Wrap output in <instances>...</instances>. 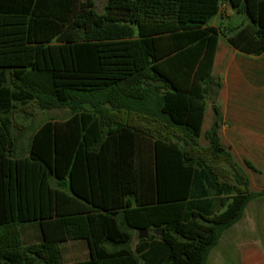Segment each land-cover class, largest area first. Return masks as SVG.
I'll return each mask as SVG.
<instances>
[{
	"label": "trees",
	"instance_id": "16d2710c",
	"mask_svg": "<svg viewBox=\"0 0 264 264\" xmlns=\"http://www.w3.org/2000/svg\"><path fill=\"white\" fill-rule=\"evenodd\" d=\"M224 3L248 21L210 25ZM221 34L262 54L264 0H107L103 12L95 0H0V264H65L70 239L90 246L76 264H207L248 203L264 198L220 139L212 71ZM31 104L71 115L43 123L20 156L13 115ZM111 111L155 118L176 139L149 125L105 130ZM90 154L98 167L109 157L103 204L91 175L90 196L76 186ZM33 221L43 241L24 244L19 225Z\"/></svg>",
	"mask_w": 264,
	"mask_h": 264
},
{
	"label": "crops",
	"instance_id": "0c3cea01",
	"mask_svg": "<svg viewBox=\"0 0 264 264\" xmlns=\"http://www.w3.org/2000/svg\"><path fill=\"white\" fill-rule=\"evenodd\" d=\"M236 13L244 16L241 24L248 21L246 15L238 12L229 3H224L219 13L211 20L212 23H210V21L209 24L215 26L219 30L225 31H228L231 27H238L241 24L232 26L230 22H228L234 18L233 16ZM212 75L217 80H220L222 84L216 96V102L222 115L219 129L221 142L231 151L234 160L241 164L248 174L250 178V188L255 191L262 190L264 189V184L261 187L255 186L256 183L250 176L247 167L255 172L264 173V52L259 55L244 53L234 48L228 42L227 37L221 34L214 58ZM212 103L213 102L209 99L205 110L202 127L203 133H205L213 123L214 110ZM107 107L111 108L110 105H107ZM58 110H67V117L48 118L34 128L32 134L34 135L35 131L46 121H66L69 119L71 115L69 109L61 108ZM119 124L129 125L134 128L149 125L151 129L155 131L156 137L168 136L176 139L177 136L172 130L169 131L163 128L155 118H146L135 112L123 111L117 113L111 111L105 120V130ZM32 137L25 153L21 154L17 149L18 155H28ZM202 138L206 140L205 137ZM241 145L246 146V152L240 148ZM89 156L91 158L89 166L83 161V165L81 164L77 167L76 186L90 196L91 185L88 174L91 175V183L95 191L96 201L97 203L103 204L104 201L99 188L101 186L102 189L107 188L110 184V175L112 172L109 157H102L104 159L101 160V166L98 167L97 161L95 157H93L95 155L90 154ZM248 163L252 164L255 168L251 167ZM114 169V172H119V175H122L123 173L121 172H124L121 166L114 167ZM99 175L101 176L99 177ZM121 180L124 182L123 177H121ZM121 180L119 178L118 181ZM53 183L56 185L57 179H53ZM124 198L127 199V196ZM106 199L108 204V195ZM130 199L133 200V202L135 201L133 197H130ZM249 207L252 208L253 222L255 224L254 230L258 229L256 224L260 222L261 231L264 236V198L249 202L244 217H246ZM21 235L24 244L40 243L43 241V233L39 222L26 227L25 233L23 234L21 231ZM136 236L137 234L135 238ZM61 248L65 264H76L77 262L85 261L90 258V246L85 239H70L64 241L61 243Z\"/></svg>",
	"mask_w": 264,
	"mask_h": 264
},
{
	"label": "rangeland",
	"instance_id": "374dc122",
	"mask_svg": "<svg viewBox=\"0 0 264 264\" xmlns=\"http://www.w3.org/2000/svg\"><path fill=\"white\" fill-rule=\"evenodd\" d=\"M106 1L95 0L99 12L104 11ZM233 17L231 21H228L232 26L241 24L244 18L238 13L234 14ZM67 115V110H43L35 104L19 108L13 115V132L18 139L17 149L21 154L25 153L33 135V129L40 123L48 118H63ZM206 144L207 140L202 138L201 145ZM240 148L246 152L245 145H241ZM247 169L256 183L255 186L261 187L264 184V173L255 172L248 167ZM33 223L38 222L21 223L19 228L24 234L26 227L33 225ZM256 225L258 229L254 230L252 208L249 207L246 217L224 232L220 243L212 249L207 264H264V236L260 227L261 223L258 222ZM137 240L138 237L136 236L134 243Z\"/></svg>",
	"mask_w": 264,
	"mask_h": 264
},
{
	"label": "water",
	"instance_id": "95a60500",
	"mask_svg": "<svg viewBox=\"0 0 264 264\" xmlns=\"http://www.w3.org/2000/svg\"><path fill=\"white\" fill-rule=\"evenodd\" d=\"M162 231H163V229H159L156 231V234L160 235L162 233ZM148 235H149L148 229L141 230V235H140L141 238H146V237H148Z\"/></svg>",
	"mask_w": 264,
	"mask_h": 264
}]
</instances>
